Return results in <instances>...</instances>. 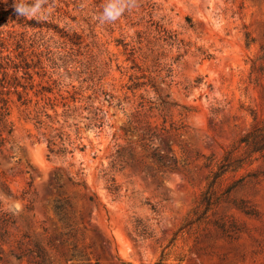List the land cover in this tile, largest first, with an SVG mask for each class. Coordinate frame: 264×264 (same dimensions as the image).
<instances>
[{"label": "rangeland", "instance_id": "374dc122", "mask_svg": "<svg viewBox=\"0 0 264 264\" xmlns=\"http://www.w3.org/2000/svg\"><path fill=\"white\" fill-rule=\"evenodd\" d=\"M49 3L50 27L16 26L40 46L47 74L35 78L54 92L36 95L37 84L28 105L11 102L0 264H156L162 253V264H264V147L242 141L253 132L264 143V0H137L107 24L97 20L106 0ZM10 29L0 25L7 37ZM134 80L158 92L132 90ZM59 134L72 153L50 154ZM119 146L127 162L112 166ZM156 146L176 157L175 169L160 168ZM231 150L244 165L202 201ZM90 190L105 207L89 202ZM59 197L75 205L77 237L56 213ZM75 241L89 258L75 254Z\"/></svg>", "mask_w": 264, "mask_h": 264}, {"label": "trees", "instance_id": "16d2710c", "mask_svg": "<svg viewBox=\"0 0 264 264\" xmlns=\"http://www.w3.org/2000/svg\"><path fill=\"white\" fill-rule=\"evenodd\" d=\"M0 25H11L13 29L9 30V34L10 37H13V39H15V47L11 49L13 45H11L10 43V37H7L5 35L4 30L0 31V150H2V147L6 141L5 131L7 130L8 133H12L13 131L11 122L9 120V115L11 112V102L17 99L22 104L28 105L33 100V97L30 95L31 90H35L37 84H42V89H40L39 91L36 90L35 93L36 95H39L41 93L43 94V97L48 91H50V93H53L54 88H48L43 84V81L37 83L35 78L36 74L41 75L43 78L47 74L43 60V53L42 51H39L40 46H36V42H34V39L31 37H27L24 34V31H22L21 33L23 34L22 37H18L16 29V26L37 28L44 26L50 27V24H48L47 22H37L34 19L18 17L13 9V6L6 7L5 5L0 3ZM247 39L248 44L254 42V38L251 37L249 33L247 34ZM6 50H9V52L4 53ZM40 69H42L44 72L41 73ZM147 84L153 87L156 92H158L156 86L152 82L148 83L146 81L134 80L129 88L132 90H136ZM160 98L163 102H165L163 97L160 96ZM73 101H77L76 97H73ZM56 105L57 104H53V107L55 109L57 107ZM64 105L66 107H69L70 103L65 102ZM103 117L104 116H95V119L98 120ZM102 124L103 120H101L100 123H98L97 121L95 122V125L97 126H101ZM253 135L254 133L252 132L245 136L242 140L244 143L250 145L251 152L264 147L263 142L258 143L256 138L252 139ZM58 136L61 139L59 142L57 136L55 135L51 136L48 139V148L50 154L67 155L68 153H72L75 148L70 149L66 145V140L63 138V136L60 134ZM152 137L153 135H149L148 138L152 140ZM69 143L72 144V142ZM84 147L85 145H82L80 149L83 150ZM159 147L160 146L154 147L150 154L151 157L157 162L160 168L175 169L177 167L176 157L174 155H169L166 152L158 151ZM125 150V146H119L111 154L112 166H117V164H123L124 162H127V159L125 158ZM244 159L245 157L241 156L234 159L232 157V150L228 151L218 162L217 169L212 171L213 174L211 175L209 180V186L207 189L208 191H204L202 201H207L208 203H210L211 200L209 196H207V192H209V189L211 190L214 183L224 174L242 167L245 163ZM55 176L57 178V174ZM73 183L83 185L85 188H87L85 180H73ZM109 188L113 192H116L119 189L116 185L110 186ZM87 199L90 203L97 206L98 209H100L101 207H105L95 191L90 190V193L87 195ZM74 209L75 205L69 197H59L55 201L56 213L63 223L64 227L67 228V234L71 235L72 237H77L79 231L73 221L72 213ZM136 230L139 235L148 233L147 230L140 229L139 224L136 225ZM104 240H107L112 247L111 238H105L104 236ZM73 247L76 255L80 256L83 259L89 258L88 252L84 248L80 247L77 241L74 242ZM164 258L165 253H162L160 259L156 264H162V260Z\"/></svg>", "mask_w": 264, "mask_h": 264}, {"label": "clouds", "instance_id": "9594fccd", "mask_svg": "<svg viewBox=\"0 0 264 264\" xmlns=\"http://www.w3.org/2000/svg\"><path fill=\"white\" fill-rule=\"evenodd\" d=\"M136 6L137 0H106L102 12L97 16V20L101 24L115 22L125 12ZM13 9L18 17L34 19L37 22L46 21L52 14V5L49 0H14ZM16 210H19L18 205Z\"/></svg>", "mask_w": 264, "mask_h": 264}]
</instances>
